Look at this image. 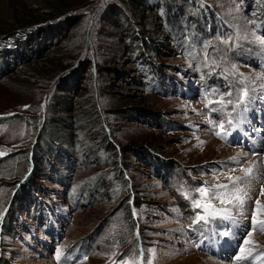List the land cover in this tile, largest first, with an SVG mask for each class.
I'll return each instance as SVG.
<instances>
[{"label":"rangeland","instance_id":"1","mask_svg":"<svg viewBox=\"0 0 264 264\" xmlns=\"http://www.w3.org/2000/svg\"><path fill=\"white\" fill-rule=\"evenodd\" d=\"M166 1L174 6L167 17L146 8V0H77L84 6L72 4L52 25L27 29L31 38L20 59H0V264H264V231L251 224L255 201L264 204V121L256 115L264 112V46L255 42L264 35L256 6ZM13 2L47 8L43 0H0L1 26L10 24ZM120 12L124 17L115 16ZM237 34L248 37L233 41L241 47L221 43ZM5 37L0 52L13 48L15 40ZM142 58L180 83L186 97L176 88L168 92L171 83L161 79L146 89L137 68ZM232 65L237 75L225 78ZM245 88L252 98L247 113L243 105L211 111L222 107L214 90L227 99L229 90ZM142 109L153 117L147 120ZM229 112L238 126L221 129ZM249 167L252 178L242 171ZM229 177L243 178L238 187L251 205L246 218L189 228L193 212L184 191L228 184ZM24 192L35 203L49 198L48 232L32 219ZM75 243L85 245L78 250ZM237 244L246 260L235 258Z\"/></svg>","mask_w":264,"mask_h":264},{"label":"trees","instance_id":"2","mask_svg":"<svg viewBox=\"0 0 264 264\" xmlns=\"http://www.w3.org/2000/svg\"><path fill=\"white\" fill-rule=\"evenodd\" d=\"M148 1H150V0H146V2L144 4L146 8L150 7V8L155 9L157 12L159 11L161 13H164L163 10H165V14L164 15L166 17L168 16V12L167 11L170 12L171 9L174 7L172 5V3H170V2H168L166 0H164L166 8H163L162 0H153V2H151V3H149ZM158 1H160L159 3L162 6V8H160L159 10L157 9V8H159V7H157ZM179 1L181 2L183 0H179ZM243 1H246V2H242V5H241L245 9V11L246 10L247 11L251 10L253 7L256 6L255 7V14L260 17L259 24H258V22L256 24L257 30L260 31L264 35V0L263 1L262 0H243ZM43 3H44V6L47 7L44 12H41L40 9H38V8L37 9H33V8H31L30 5H27L26 3H22V2H20V3L19 2H13L12 3L11 15L9 17L10 24L9 25H3V26L0 25V35H6L5 38L14 39L15 42H14L12 50H8V49L4 50L3 49L0 52V59L8 62V61H10V60H12L14 58H19L20 59L22 57V51L23 50L24 51L28 50L27 43H28V39H30L31 37H30V34H29L30 31H28L27 29H29L30 27H33V26L41 27L40 25H42V24H45L43 27H45V26L48 27L49 25H52L51 22L58 21L67 10L73 9L74 7L71 6L72 4H75L78 7L79 6H84V2L77 3V0H43ZM80 9L82 10V8H80ZM67 15L65 14V16H67ZM123 15H124V12H120V13H116L115 14V16H117V17L118 16L121 17ZM179 16L181 18V15H179ZM186 19H187V17H186ZM55 24H58V23H55ZM43 27H41L39 29L41 30V29H43ZM137 60H138L137 61V64H138L137 68L139 69L140 75L143 78L142 83L144 85L148 84L146 86V89L152 90V88H154L153 85H155V84H153V82L157 83L158 79L159 80L161 79V80H163L165 82L164 85L166 83H171L172 87L174 88V89L172 88V91L176 92V90H175V88H176L178 90L177 94H180V95H183V96L186 95L185 93H183L185 88L183 89V87H182V85L180 83H177V82L173 83V82L170 81V78H166V76H168V75H165V73H164L165 71H164L163 68L156 67L152 63L148 64V61L146 59H143V58L142 59H137ZM14 64H16V62ZM6 68H7V66H6ZM70 74L71 73H67L65 75V77H63L62 79H67V76H69ZM157 92H162V91L158 89ZM168 92H171L170 89H168ZM172 93H174V92H172ZM140 112H143L145 115H147V116H145L147 118V120H150L153 117V115L149 114L148 111H146L148 113L144 112V110L143 111L140 110ZM228 117L229 116L226 113L225 118H224V122L228 119ZM103 125H105V124H103ZM143 157H144V159H146L145 156H143ZM146 157L148 159L151 158L149 153H146ZM64 158L66 160V157H64ZM154 160L156 161L157 158H154ZM46 165H47V169L54 171L56 176L58 175L57 178L61 179L60 173H58L57 171L54 170V167H52V162L51 161H46ZM119 172H120V175H121V178L119 179L120 182L122 181L123 183H125L126 179H125L124 175L122 174L121 171H119ZM31 179L32 178H30V180ZM27 180H28V178L25 179L24 182H26ZM116 180L117 181L114 180V182L111 183L112 188L118 182V179H116ZM18 189L15 191L14 196H16V195L18 196V194H19V193H17ZM24 194H25V196L22 197L23 203L25 204L24 201H27L26 205L28 203H30L31 206H32L31 211H33V216L34 217L31 216L32 213L30 214V216L32 217V219L38 220L40 222L42 228H44V231L47 232V228L48 229L50 228V218H51V212L50 211H53L52 208H54L51 204H49L47 202V200L49 198L47 196H44V194L42 193L43 194L42 201H39L38 203H35L31 199V197L28 195V192L27 193L24 192ZM26 196H29V199H27ZM24 198H26V199H24ZM131 199H133V198H131ZM37 205H42V208H41L40 211L37 210V207H38ZM75 206H77V205H75ZM130 206L132 208H134L132 204H130ZM9 215H10V213H9ZM128 217H129L130 223L133 225V217H131V212L130 213L128 212ZM5 218H8V214L6 215ZM6 221H7V219H6ZM4 222H5V219H3L2 228H3V225L5 224ZM93 234H95V233H93ZM94 236H91V237L94 238ZM88 243H90V241L86 242L85 244H88ZM84 245L75 243V248L76 249H83Z\"/></svg>","mask_w":264,"mask_h":264},{"label":"snow or ice","instance_id":"3","mask_svg":"<svg viewBox=\"0 0 264 264\" xmlns=\"http://www.w3.org/2000/svg\"><path fill=\"white\" fill-rule=\"evenodd\" d=\"M252 23V21H250ZM259 27V26H258ZM247 36H241L237 34L235 37H228L226 39L221 40V43L228 46L230 50L234 48L241 47L239 43H233L234 40H247ZM255 42L258 43L261 46H264V38H261V36H255ZM208 47H211V44L206 46V49ZM207 58V56H206ZM212 64H216L217 62L215 60L211 61ZM219 66V65H218ZM235 65H232L231 69H225V78H227L228 75L236 76L237 73L235 72ZM240 76H243V74H239ZM246 79V78H245ZM210 95L213 96H219L220 99L217 101H214L218 105H221L222 107H215L211 108V111L213 112H221L223 113V109L227 108L228 106L232 107V111L235 112L238 107L243 105L242 112L247 113L248 111V105L252 102V98L249 97V91L247 88L245 89H237L235 91V94L233 91L229 90L227 92V99H225L224 94L220 93L219 90H214ZM247 98V99H246ZM213 103V101H210L209 104H206L205 107L208 108L210 104ZM227 115L230 117L228 124L232 126L233 128L238 126V122H236L232 117V113L229 112ZM246 117L242 116L241 121ZM208 123L212 125L213 127L214 122L212 120H209ZM220 128H224V124H220ZM218 137L222 139L227 138V134L222 132H216L215 133ZM231 162L239 164L240 160L238 157H231ZM222 167H225L226 165H221ZM234 171L235 169H231ZM244 172V177L252 178L253 168L249 167L247 169H242ZM242 177H229V183L228 184H216L213 187L209 188L207 186V183L205 182L202 186L196 187V188H188L184 191L185 199L190 200L191 203V209L193 212V217L191 219V223L189 225V228L193 230H199V228L206 227L207 225L212 224H219L223 222H231V223H238L237 216H245L246 213L251 210V205L249 204V198L247 196L246 192H243L242 189L238 187V182L241 181ZM262 194H264V189H262ZM215 201H218L221 205L218 207ZM256 210L252 211V230L255 231L257 229L264 231V219H257L258 216L264 217V204H261V201L257 199L255 201ZM182 231V229H181ZM224 237H228L231 235L230 231H224L222 233ZM248 235H251V231L248 232ZM244 244L249 243L247 239H244ZM237 247L239 248V253L235 258L237 260H246L247 257L242 255L245 252V248L237 244ZM154 251V250H150ZM140 257L144 258V250H140ZM61 259L60 252H57V260L59 261ZM146 264H151V260H147Z\"/></svg>","mask_w":264,"mask_h":264},{"label":"bare ground","instance_id":"4","mask_svg":"<svg viewBox=\"0 0 264 264\" xmlns=\"http://www.w3.org/2000/svg\"><path fill=\"white\" fill-rule=\"evenodd\" d=\"M166 78H168V76H166ZM187 90H188V89H187ZM170 91H171V92H175V91H172L171 89H170ZM192 91L194 92V90H191V94H193ZM176 94H177V93H176ZM256 115H257V119H258V118L260 119V117H263L262 119H260V123L262 124L263 121H264V112H256ZM256 115H255V116H256ZM260 130H261V129H260ZM258 131H259V129H258ZM261 136H262V134L259 133V139H260V141L263 140V138H262ZM256 146H259V145L257 144ZM235 227H236V225H235ZM213 264H214V263H213ZM215 264H216V263H215Z\"/></svg>","mask_w":264,"mask_h":264}]
</instances>
